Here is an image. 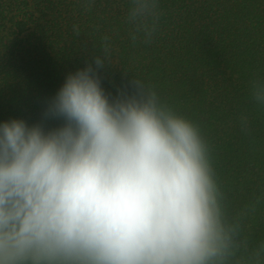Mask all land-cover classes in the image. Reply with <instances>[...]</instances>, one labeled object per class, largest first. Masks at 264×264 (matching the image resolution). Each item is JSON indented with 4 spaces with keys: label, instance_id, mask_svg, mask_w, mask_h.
<instances>
[{
    "label": "clouds",
    "instance_id": "obj_1",
    "mask_svg": "<svg viewBox=\"0 0 264 264\" xmlns=\"http://www.w3.org/2000/svg\"><path fill=\"white\" fill-rule=\"evenodd\" d=\"M130 3L129 23L150 43L158 0ZM135 82L137 93L110 101L89 65L50 104L62 127L0 124V264H227L235 255L237 226L226 223L200 126ZM250 94L264 106V80Z\"/></svg>",
    "mask_w": 264,
    "mask_h": 264
},
{
    "label": "trees",
    "instance_id": "obj_2",
    "mask_svg": "<svg viewBox=\"0 0 264 264\" xmlns=\"http://www.w3.org/2000/svg\"><path fill=\"white\" fill-rule=\"evenodd\" d=\"M158 3L146 43L129 23L130 0H0V124L62 127L50 104L89 65L110 101L141 80L210 145L226 223L237 226L227 264H264V106L250 94L264 80V0Z\"/></svg>",
    "mask_w": 264,
    "mask_h": 264
}]
</instances>
